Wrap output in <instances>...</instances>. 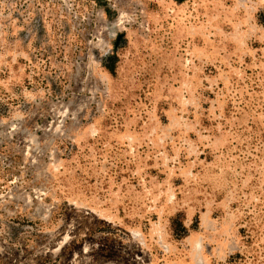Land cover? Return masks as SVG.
Listing matches in <instances>:
<instances>
[{"label": "rangeland", "instance_id": "rangeland-1", "mask_svg": "<svg viewBox=\"0 0 264 264\" xmlns=\"http://www.w3.org/2000/svg\"><path fill=\"white\" fill-rule=\"evenodd\" d=\"M0 264H264V0H0Z\"/></svg>", "mask_w": 264, "mask_h": 264}, {"label": "trees", "instance_id": "trees-1", "mask_svg": "<svg viewBox=\"0 0 264 264\" xmlns=\"http://www.w3.org/2000/svg\"><path fill=\"white\" fill-rule=\"evenodd\" d=\"M106 68H107L108 70H110V71L112 70V69H111V68H112L111 65H110V66H106Z\"/></svg>", "mask_w": 264, "mask_h": 264}]
</instances>
